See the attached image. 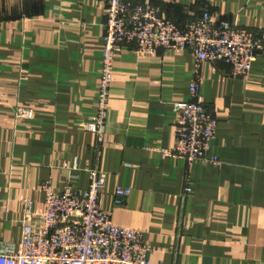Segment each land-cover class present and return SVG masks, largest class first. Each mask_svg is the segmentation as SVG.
Here are the masks:
<instances>
[{
    "label": "crops",
    "instance_id": "1",
    "mask_svg": "<svg viewBox=\"0 0 264 264\" xmlns=\"http://www.w3.org/2000/svg\"><path fill=\"white\" fill-rule=\"evenodd\" d=\"M128 1L177 23L209 7L264 34V0ZM106 14L107 0H0V249L20 241L23 200L41 213L42 182L63 191L64 164L76 158L81 189L88 164L107 173L102 207L143 232L151 264H264V54L243 80L223 62L197 66L187 51L123 44L98 156L84 123L97 112ZM194 83L218 119L207 153L217 163L166 153L177 142L174 104L192 99ZM119 186L132 193L116 204Z\"/></svg>",
    "mask_w": 264,
    "mask_h": 264
},
{
    "label": "built area",
    "instance_id": "2",
    "mask_svg": "<svg viewBox=\"0 0 264 264\" xmlns=\"http://www.w3.org/2000/svg\"><path fill=\"white\" fill-rule=\"evenodd\" d=\"M103 47V70L97 112L84 123L96 135L97 155L105 141L108 113L115 77V57L123 44H134L139 53L158 49L190 52L197 66L203 62L230 66L231 77L249 80L253 64L264 54L262 31L240 27L227 19L215 17L209 7L200 17L182 23L168 18L149 2L107 0ZM197 83L191 87L192 99L174 104L177 113L176 146L167 154L195 162L217 163L208 151L217 134L218 119L199 93ZM69 172L63 191H55L50 179L42 182L45 193L43 211L34 212V201L22 202L20 241L12 250L0 249V264H151V246L138 229L119 226L112 214L102 207L107 173L97 164H88L90 182L81 189L74 172L81 171L78 159L65 163ZM132 193L119 186L115 202L120 204ZM192 193L186 186L185 196Z\"/></svg>",
    "mask_w": 264,
    "mask_h": 264
}]
</instances>
